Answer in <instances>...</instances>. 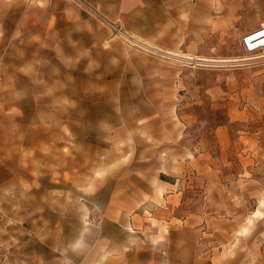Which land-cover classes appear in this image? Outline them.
<instances>
[{
    "label": "rangeland",
    "instance_id": "1",
    "mask_svg": "<svg viewBox=\"0 0 264 264\" xmlns=\"http://www.w3.org/2000/svg\"><path fill=\"white\" fill-rule=\"evenodd\" d=\"M190 1L180 56H264V0ZM68 3L79 48L54 0L0 27V264H264V58L155 53Z\"/></svg>",
    "mask_w": 264,
    "mask_h": 264
},
{
    "label": "crops",
    "instance_id": "2",
    "mask_svg": "<svg viewBox=\"0 0 264 264\" xmlns=\"http://www.w3.org/2000/svg\"><path fill=\"white\" fill-rule=\"evenodd\" d=\"M54 1L60 7V19L66 23V28L70 27L76 30V44L77 48H79V35L82 36L85 33L83 13L79 12V17H75L69 11L68 0ZM197 2L201 3V5L207 3L206 0H197ZM51 3L52 0H0V27L2 28L10 24L11 16H16L17 12L20 13L22 8L26 9L23 19L28 17V19L35 20L36 22H45V20L51 22V19H46V14L49 7H51ZM95 4L108 20L124 24L133 34L152 46L158 47V50L166 54H178L172 48L177 43L180 45L182 8H185V10L188 8L189 33L196 30L197 5L194 3L195 6L192 7L193 3L190 0H95ZM69 22H72V24L69 25ZM71 40L73 41L74 38L71 37ZM53 45L61 49L56 52L58 56L68 53V48L65 49V43L62 38L61 44L57 42L56 44L53 43ZM177 152L181 154L183 151L178 150ZM187 152H190L191 156L194 155L195 159L196 150ZM191 156H187L185 159L190 162ZM262 202L261 206H264V202ZM258 212L261 215L257 216ZM255 217L263 218L264 216L260 210H257Z\"/></svg>",
    "mask_w": 264,
    "mask_h": 264
},
{
    "label": "bare ground",
    "instance_id": "3",
    "mask_svg": "<svg viewBox=\"0 0 264 264\" xmlns=\"http://www.w3.org/2000/svg\"><path fill=\"white\" fill-rule=\"evenodd\" d=\"M126 37H128V36H126ZM128 38H130V37H128ZM130 39H132L133 43H136V44L140 45L141 47H143L145 49H148V50L153 51L155 53L156 52L157 53L162 52V51H160V50H158L156 48L154 49V48H151L150 46H147L146 44L142 43L138 39H133V38H130ZM167 55H171V56L179 57V58L182 57L179 54H171V53L169 54V53H167ZM182 58L185 59V60L194 61V62H197V63H198V61L199 62L209 63V64H211V66H221V65H225V64H233V65H236V66H241V65H243V63L245 64L248 61L261 59V58H264V56L254 55V56H247V57H243V58H219V59H201V58H196V57H191V56H186V57H182ZM202 66H203V64H202ZM259 215H261L260 212H258L257 216H259Z\"/></svg>",
    "mask_w": 264,
    "mask_h": 264
},
{
    "label": "built area",
    "instance_id": "4",
    "mask_svg": "<svg viewBox=\"0 0 264 264\" xmlns=\"http://www.w3.org/2000/svg\"><path fill=\"white\" fill-rule=\"evenodd\" d=\"M242 47L247 54H256L264 51V24L243 36Z\"/></svg>",
    "mask_w": 264,
    "mask_h": 264
}]
</instances>
